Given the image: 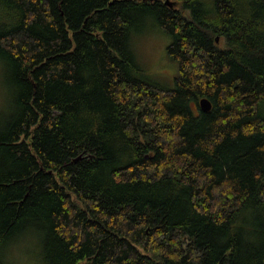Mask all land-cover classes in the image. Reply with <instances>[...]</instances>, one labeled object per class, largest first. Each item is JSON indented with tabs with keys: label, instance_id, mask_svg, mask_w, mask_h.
<instances>
[{
	"label": "trees",
	"instance_id": "trees-1",
	"mask_svg": "<svg viewBox=\"0 0 264 264\" xmlns=\"http://www.w3.org/2000/svg\"><path fill=\"white\" fill-rule=\"evenodd\" d=\"M170 1L0 0V264H264V0Z\"/></svg>",
	"mask_w": 264,
	"mask_h": 264
},
{
	"label": "rangeland",
	"instance_id": "rangeland-1",
	"mask_svg": "<svg viewBox=\"0 0 264 264\" xmlns=\"http://www.w3.org/2000/svg\"><path fill=\"white\" fill-rule=\"evenodd\" d=\"M133 36V49L139 62L150 73V78L166 87H173L176 66L167 59V46L171 42V37L159 31L151 21L143 33ZM223 42L221 40V45ZM7 107V88L0 77V109L5 110ZM262 112L264 113V103ZM7 249V256L13 264H27L30 261L29 246L17 243L10 245Z\"/></svg>",
	"mask_w": 264,
	"mask_h": 264
},
{
	"label": "water",
	"instance_id": "water-1",
	"mask_svg": "<svg viewBox=\"0 0 264 264\" xmlns=\"http://www.w3.org/2000/svg\"><path fill=\"white\" fill-rule=\"evenodd\" d=\"M166 3L170 6L173 5L170 0H166ZM217 39H219V37H217ZM199 106L203 111H209L212 108V102L208 97H203L199 100Z\"/></svg>",
	"mask_w": 264,
	"mask_h": 264
}]
</instances>
